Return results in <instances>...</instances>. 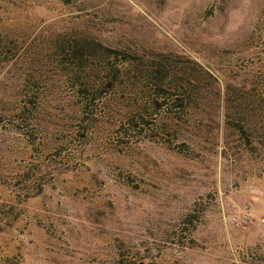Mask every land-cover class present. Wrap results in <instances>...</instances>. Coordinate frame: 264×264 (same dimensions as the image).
I'll list each match as a JSON object with an SVG mask.
<instances>
[{
  "label": "rangeland",
  "instance_id": "374dc122",
  "mask_svg": "<svg viewBox=\"0 0 264 264\" xmlns=\"http://www.w3.org/2000/svg\"><path fill=\"white\" fill-rule=\"evenodd\" d=\"M0 264H264V0H0Z\"/></svg>",
  "mask_w": 264,
  "mask_h": 264
},
{
  "label": "trees",
  "instance_id": "16d2710c",
  "mask_svg": "<svg viewBox=\"0 0 264 264\" xmlns=\"http://www.w3.org/2000/svg\"><path fill=\"white\" fill-rule=\"evenodd\" d=\"M91 49L95 50V48L90 45V44H83L82 42H76L75 49L73 50L71 56L73 57L74 63H77L78 65H82L83 60L90 55ZM104 53L108 52L111 53V50L107 48H103ZM101 53V51H100ZM109 66L106 67V76L105 80H96V81H91L88 79L85 80H79L77 83L76 90L78 97H83V100L81 101V117L83 122H87L89 119L87 116L89 115L90 112H92V107L94 106L96 100H97V95L96 93L100 92L99 89L101 90H116L117 88L121 87L123 84L121 82V74L119 72H116L113 67V65L108 64ZM81 66H78L79 68ZM157 91L161 89L160 92H157V98L153 100V108L155 111L161 110L165 108L166 106H169V103H176L177 98H172L174 97L169 96V94H166L164 90H162V87L158 86L156 87ZM94 92V93H93ZM93 93V94H92ZM172 98V99H170ZM173 101V102H172ZM148 120L144 118V116L139 115L138 112L134 113L127 118H125L124 124L121 126V129H123V134L125 136L129 135V133L136 135V134H141L143 131L148 130L150 125Z\"/></svg>",
  "mask_w": 264,
  "mask_h": 264
},
{
  "label": "built area",
  "instance_id": "2783aa9c",
  "mask_svg": "<svg viewBox=\"0 0 264 264\" xmlns=\"http://www.w3.org/2000/svg\"><path fill=\"white\" fill-rule=\"evenodd\" d=\"M237 223H239V225H246L249 223L250 221V212L247 208L245 209H241L239 211V215L238 218H236Z\"/></svg>",
  "mask_w": 264,
  "mask_h": 264
}]
</instances>
